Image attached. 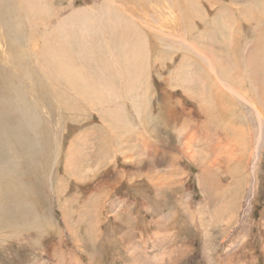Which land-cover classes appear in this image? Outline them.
Masks as SVG:
<instances>
[{"label":"rangeland","instance_id":"1","mask_svg":"<svg viewBox=\"0 0 264 264\" xmlns=\"http://www.w3.org/2000/svg\"><path fill=\"white\" fill-rule=\"evenodd\" d=\"M18 2L0 264H264V0Z\"/></svg>","mask_w":264,"mask_h":264},{"label":"bare ground","instance_id":"2","mask_svg":"<svg viewBox=\"0 0 264 264\" xmlns=\"http://www.w3.org/2000/svg\"><path fill=\"white\" fill-rule=\"evenodd\" d=\"M20 1V0H19ZM19 2H18V0H14V1H12V0H0V26H2V28L3 29H7L9 26V24H10V18H9V15H10V13H11V11H10V9H14V11L17 13L18 11L20 12V6H19ZM32 5V4H31ZM22 9V8H21ZM113 9V8H112ZM26 10V9H25ZM10 11V12H9ZM13 11V10H12ZM21 13V12H20ZM18 14V13H17ZM34 16V15H33ZM142 17V16H141ZM20 19V18H19ZM33 19V18H32ZM14 19H12V21H13ZM12 25V24H11ZM111 27H112V25H111ZM113 29V28H112ZM18 30V29H17ZM10 31V30H9ZM8 33H10V32H7V34ZM116 33V32H115ZM7 34H5V36H3L2 38H8V36H6ZM111 36H113L112 35V32H111ZM40 38H41V35L39 36ZM44 37V36H43ZM47 37V36H46ZM45 37V38H46ZM127 37V35L126 34H124V37L123 38H126ZM4 38V39H5ZM19 38L20 37H18V40H19ZM113 38V37H112ZM116 38H118V37H116ZM122 38V39H123ZM9 39V41H7V43L9 44V46H11V45H13L14 44V42H13V44H12V38L10 39V38H8ZM114 40H116L115 38H114ZM22 41H23V39H22ZM41 41V40H40ZM5 42H6V40H5ZM32 43H33V41H32ZM46 44V46L49 48V45L50 44H47V43H45ZM44 44V45H45ZM111 44V43H110ZM32 45H34V44H32ZM137 45V44H136ZM31 46V45H30ZM50 46H52V43H51V45ZM111 46V45H110ZM138 46V45H137ZM12 48V47H11ZM46 48V47H45ZM44 48V49H45ZM12 49H14V48H12ZM37 49V48H36ZM47 49V48H46ZM38 50V49H37ZM127 50V52H130L129 54H130V56H129V59H127L126 60V64L124 65V66H126L127 67V65L128 66H135L136 67V65L137 64H134V62H135V57H137L136 55H135V49H134V46H132V47H128V49H126ZM12 51V50H11ZM123 51H125V49H123ZM50 52H52V51H50ZM49 52V53H50ZM38 53V52H37ZM63 53V52H62ZM10 55V54H9ZM16 55V54H15ZM48 57H49V55H48ZM48 57L45 59V61L48 59ZM144 57V56H143ZM11 58V57H10ZM29 58V57H28ZM138 58V57H137ZM13 59V58H12ZM49 59H51V58H49ZM1 60H2V58H1V55H0V137H3V135H4V133H6L5 132V129L3 130L2 129V127L4 126L3 125V118L5 117V119H6V117H10V116H8V115H6V113H5V110L7 111V109H8V107L10 106L11 107V103H9V102H5L4 101V95H6V94H8V92H11V94L13 93V92H15L14 90V85L16 84V81H15V79H14V72H12V71H14V69H12V67L11 66H7V67H4L3 65H2V62H1ZM14 60V59H13ZM16 60V59H15ZM26 60V59H25ZM5 61V60H4ZM24 61V60H23ZM30 61V60H29ZM50 61H52V60H50ZM21 62V61H20ZM30 63V62H29ZM51 63H53V62H51ZM44 64V63H43ZM123 64V63H122ZM15 65V64H14ZM30 65V64H29ZM29 65H27V66H29ZM44 65H47V64H44ZM26 66V65H25ZM41 67H45V66H42V64H41ZM125 67V69H129V68H131V67H129V68H126ZM29 68V67H28ZM31 68V67H30ZM15 69H16V67H15ZM19 69V68H18ZM48 69V68H47ZM21 70H23L22 68H21ZM32 70H33V68H32ZM123 70H124V68H123ZM16 71V70H15ZM44 71V70H43ZM22 72V71H21ZM113 72V71H112ZM20 73V72H19ZM52 73V72H51ZM36 75V74H35ZM36 77V76H35ZM36 79V78H35ZM23 80V79H22ZM39 81V80H38ZM36 83V82H35ZM17 85V84H16ZM18 85H19V83H18ZM70 85V84H69ZM71 86V85H70ZM13 88V89H12ZM18 88V87H17ZM16 88V89H17ZM24 90V89H23ZM31 90H33V89H31ZM25 91V90H24ZM27 92V91H26ZM22 93V92H21ZM20 93V94H21ZM15 94H17V93H15ZM18 95V94H17ZM24 95V94H23ZM34 95V97L36 96L35 94H33ZM32 95V96H33ZM16 96V95H15ZM2 98H3V100H2ZM28 98H30V96L28 97ZM26 99V98H25ZM16 102V101H15ZM27 102H28V100H27ZM34 102V101H33ZM25 105V104H24ZM29 105V104H28ZM31 106V105H30ZM26 107V106H25ZM33 108H34V106H32ZM15 108V107H14ZM18 108V107H17ZM32 108V109H33ZM23 109V108H22ZM11 110V109H10ZM29 110V109H28ZM38 110V109H37ZM50 110H52V109H50ZM33 113H34V111H32ZM31 112V113H32ZM22 113H24V112H22ZM27 113H28V111H27ZM28 115H30V113L28 114ZM28 117V116H27ZM9 122V121H8ZM9 125V124H8ZM6 126V125H5ZM7 128V127H6ZM2 130H3V132H2ZM2 132V133H1ZM16 133V132H15ZM3 140H6V139H3ZM5 142V141H4ZM24 172V171H23ZM3 177V176H2ZM4 182V181H3ZM4 185V184H3ZM6 193V192H5ZM4 210V209H3Z\"/></svg>","mask_w":264,"mask_h":264}]
</instances>
